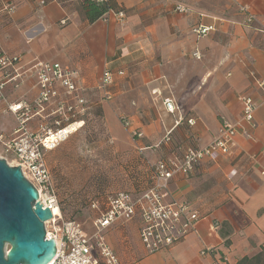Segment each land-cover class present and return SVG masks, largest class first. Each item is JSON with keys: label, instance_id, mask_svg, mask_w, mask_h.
<instances>
[{"label": "crops", "instance_id": "crops-1", "mask_svg": "<svg viewBox=\"0 0 264 264\" xmlns=\"http://www.w3.org/2000/svg\"><path fill=\"white\" fill-rule=\"evenodd\" d=\"M8 1L17 8L1 16L0 54L21 56L22 75L18 88L8 84V101L32 103L38 96L37 62L74 70L88 107L100 102L114 142L125 140L143 156L134 170L144 184L129 191L133 195L146 188L159 160L181 159L187 148L205 147L221 128L241 121V96L259 105L254 122L238 130L231 155L206 158L169 183L165 202L186 201L198 210L197 232L149 254L139 239L140 217L117 221L104 235L120 264H216L222 258L239 264L264 253V87L257 85L264 81V34L247 27L240 13L248 6L254 25L264 29V0H112L116 10L90 24L80 14L83 0ZM178 6L187 12L177 13ZM198 25L216 31L198 38L192 30ZM106 69L116 77L110 100L100 89ZM166 100L179 111H166ZM0 110V131L12 138L14 118ZM95 219L91 230L80 223L88 235L96 231ZM205 248L215 252L202 255Z\"/></svg>", "mask_w": 264, "mask_h": 264}, {"label": "built area", "instance_id": "built-area-1", "mask_svg": "<svg viewBox=\"0 0 264 264\" xmlns=\"http://www.w3.org/2000/svg\"><path fill=\"white\" fill-rule=\"evenodd\" d=\"M16 8L17 6L8 0H0V26L1 16H11L16 12ZM176 12L186 13L187 9L178 6ZM240 13L245 16L244 24L247 27L264 34V29L254 25L257 17L247 6H241ZM119 15L123 17L122 12ZM62 23L66 24V21ZM192 30L198 38L208 37L216 31L213 26L202 25L194 26ZM193 57L199 58L200 55L196 52ZM20 61L19 55L0 54V109L4 107L6 112L11 113L18 125L12 138H7L0 131V151L5 155H12L15 163L9 164L7 157L1 159L12 167L22 169L25 178L37 188L44 208L53 212V207L59 209V204L52 174L47 168L46 156L83 127L84 118L90 108L85 97L79 93L75 81L76 72L68 66L52 62H37L34 66L38 96L32 103H10L6 88L10 83H14L16 88L19 87L22 75L17 64ZM117 75H124V72H118ZM115 79L111 70L106 69L103 72L100 89L106 100L113 98L110 87L114 85ZM257 85L264 87V81L257 80ZM60 89L64 90V94L60 93ZM239 100L243 103L241 121L221 128L219 135L207 146L198 149L187 148L181 159L159 160L152 167L153 184L150 188L138 195L126 191L118 192L103 202H93L91 210L99 212L94 221L96 231L93 235H88L78 221L66 222L61 214L56 216L53 212L52 221L45 224L47 238L54 239L57 244V253L51 264H120L104 235L117 221L128 222L140 217L142 226L139 239L149 254L170 249L184 241L188 235L196 233L202 218L201 213L186 201L173 200L166 203V192L173 176L191 174L199 162L206 158L213 161L232 154L238 130L243 123L254 122L259 106L247 96H241ZM163 105L171 114L179 111V107L172 100H166ZM179 120L185 121L183 117ZM123 121L125 126H130L129 121ZM188 124L193 126L195 122L190 120ZM132 136L140 135L134 132ZM261 176L264 180V168ZM214 252L211 248L201 250L202 255ZM224 263L226 259L222 258L216 264Z\"/></svg>", "mask_w": 264, "mask_h": 264}, {"label": "rangeland", "instance_id": "rangeland-1", "mask_svg": "<svg viewBox=\"0 0 264 264\" xmlns=\"http://www.w3.org/2000/svg\"><path fill=\"white\" fill-rule=\"evenodd\" d=\"M100 109L99 101L91 105L83 127L46 157L63 220L85 223L88 230H91L90 223L98 215L89 208L91 199L133 191L135 186L140 188L144 184L137 182L140 173L134 170L143 159L141 152L125 140L114 142ZM13 118L15 129L18 125ZM1 157H7L11 165L15 163L12 155L0 151Z\"/></svg>", "mask_w": 264, "mask_h": 264}, {"label": "water", "instance_id": "water-1", "mask_svg": "<svg viewBox=\"0 0 264 264\" xmlns=\"http://www.w3.org/2000/svg\"><path fill=\"white\" fill-rule=\"evenodd\" d=\"M52 219L22 169L0 158V264H51L57 244L45 224Z\"/></svg>", "mask_w": 264, "mask_h": 264}, {"label": "trees", "instance_id": "trees-1", "mask_svg": "<svg viewBox=\"0 0 264 264\" xmlns=\"http://www.w3.org/2000/svg\"><path fill=\"white\" fill-rule=\"evenodd\" d=\"M111 10H116V6L112 2V0H108V1H104V2H98L96 0H83L82 6L80 9V14H81L82 19L86 20L90 24V23H95V22L103 19L105 17V15L107 13H109ZM100 113H103V111L101 109H100ZM51 174H52V171H51ZM152 177H153V169L151 167V177L149 178L150 183L148 182L149 185L145 186L146 188L141 190V191H144V190H146L152 186V184H153ZM138 189H139V187H138ZM141 191L138 192V190H137L138 194L141 193ZM126 192H128V191H126ZM112 194H116V193L106 194L104 196H100V197L96 198L95 200L91 199L89 201V208L91 209V204L93 202H95L96 200L103 202ZM261 261L264 262V253L263 252L259 256L254 257V258H247L246 257L239 264H255V263L259 264V263H261Z\"/></svg>", "mask_w": 264, "mask_h": 264}, {"label": "bare ground", "instance_id": "bare-ground-1", "mask_svg": "<svg viewBox=\"0 0 264 264\" xmlns=\"http://www.w3.org/2000/svg\"><path fill=\"white\" fill-rule=\"evenodd\" d=\"M53 212L55 213L56 216L61 214V212H59V209L57 207H53Z\"/></svg>", "mask_w": 264, "mask_h": 264}]
</instances>
